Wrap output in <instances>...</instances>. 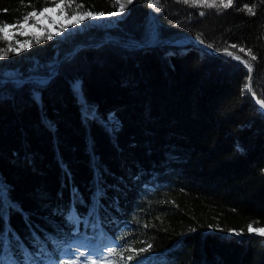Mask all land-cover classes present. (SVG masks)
<instances>
[{
	"label": "trees",
	"instance_id": "obj_1",
	"mask_svg": "<svg viewBox=\"0 0 264 264\" xmlns=\"http://www.w3.org/2000/svg\"><path fill=\"white\" fill-rule=\"evenodd\" d=\"M60 2L0 0V26ZM63 3L69 16L78 5L118 7ZM161 4L156 11L134 0L112 27L43 39L0 59V75L13 74L0 76V242L8 257L63 264L93 252L100 264H264V237L247 231L264 227V0L226 9ZM8 43L0 38V48ZM232 44L257 56L253 91L245 65L224 54ZM149 244L127 259L130 248Z\"/></svg>",
	"mask_w": 264,
	"mask_h": 264
},
{
	"label": "snow or ice",
	"instance_id": "obj_2",
	"mask_svg": "<svg viewBox=\"0 0 264 264\" xmlns=\"http://www.w3.org/2000/svg\"><path fill=\"white\" fill-rule=\"evenodd\" d=\"M134 2V0H116V3L118 4V12L112 13H105L103 11L96 12L91 10H83L80 11L79 9L82 8V5H78L76 10H73L71 15L69 16L67 12L64 10L65 5L63 3V0H61L60 3L56 4L55 8H49L44 7L41 11H32L24 15L22 22H17L16 24L10 25L8 23H3L2 26H0V34H2V39L5 41H9L7 48H0V59L6 58L9 52H15L19 53L21 51L26 50L27 48L32 47L33 42L36 44H40L43 39H52V36L55 34L53 31L54 26H58L60 31L66 30L68 26L75 27L77 25H80L84 20L88 19H100L107 16L112 15H119L120 13H123L128 5H131ZM183 3L185 4H191V5H203L204 7L209 8H228L232 6L233 0H183ZM71 6V0L68 5ZM149 7L153 8L156 11L162 10V4L161 0H149ZM57 9H60V15L64 16L67 20L66 24H61L60 21H57L56 19H53L51 16H48L46 14L55 12ZM249 13L254 14L253 7L247 8ZM200 15H204L203 12L200 13ZM29 20H32V23H29ZM45 21H50V23H46ZM30 28L34 31L27 32V31H21V29ZM12 32V35H9V32ZM25 35V36H32L33 39L20 41L18 39H15V35ZM199 38V37H198ZM15 40V46L11 41ZM203 43V40H201ZM208 47H212V45H208ZM229 48L231 49H238V52L229 51ZM238 53H245L247 57H250L249 59H244L239 55ZM224 54L226 56H229L236 61H241L248 71V77H247V85L246 90L253 91V85H252V72H253V64L252 61H255L257 59V56L253 54L251 49H246L244 47H239L236 44H232L230 46H225L224 48ZM41 83H46V81H41ZM255 95V93L253 92ZM34 98L39 100L40 95L39 93H34ZM260 106L264 108V99L259 100ZM235 231V230H230ZM247 231L249 233L255 232L256 234L260 235L261 237H264V227H253L252 224L247 225ZM237 235L240 234V232H236ZM3 233H0V236H2ZM152 247L151 244L147 246V248H130L128 251L135 253V256L128 255L127 259L129 261L135 259L137 256L142 254L145 251L150 250ZM109 254H116V248L110 247L108 248ZM91 256H97V254L89 253ZM99 255V254H98ZM0 264H22L21 261L13 259L8 257L7 252L4 250V246L2 242H0ZM23 264H37V262L31 258H25L23 261ZM63 264H72L71 261H64ZM87 264H97L96 260L88 261ZM136 264H143V262L139 259H137Z\"/></svg>",
	"mask_w": 264,
	"mask_h": 264
},
{
	"label": "rangeland",
	"instance_id": "obj_3",
	"mask_svg": "<svg viewBox=\"0 0 264 264\" xmlns=\"http://www.w3.org/2000/svg\"><path fill=\"white\" fill-rule=\"evenodd\" d=\"M56 7V6H55ZM53 7V8H55ZM127 9V8H126ZM123 13H120L119 15H112V16H105L103 18L100 19H88V20H84L80 25H77L75 27L72 26H68L66 28V30L64 31H60L58 26H54L53 31H54V35L52 36L53 41H58V40H63L66 39L68 37H71L72 35H75L83 30H86L87 28H109L112 27L113 25H115L119 20H121L124 15L126 14V10ZM115 12H118V7L117 10ZM114 12V13H115ZM48 16H51L53 19H56L57 21H60L61 24H66L67 20L65 19L64 16L60 15V9H57L55 12L52 13H48L46 14ZM46 23H50V21H45ZM21 31H27V32H32L34 31L33 29L30 28H25V29H21ZM9 35H12V32H9ZM33 38L32 36H25V35H19L16 34L15 35V39H18L20 41H25V40H29ZM14 46H15V40L12 41ZM50 65H54V63L52 62ZM0 76H13L12 73H2V75ZM261 109L264 111V109L261 107ZM254 235H258L255 232H252ZM260 236V235H258ZM92 254H95L92 252ZM91 260H96L97 264H100L99 262V258H97V256H85V257H78L76 256L74 259L70 260L72 262V264H87L88 261Z\"/></svg>",
	"mask_w": 264,
	"mask_h": 264
},
{
	"label": "water",
	"instance_id": "obj_4",
	"mask_svg": "<svg viewBox=\"0 0 264 264\" xmlns=\"http://www.w3.org/2000/svg\"><path fill=\"white\" fill-rule=\"evenodd\" d=\"M264 109V108H263Z\"/></svg>",
	"mask_w": 264,
	"mask_h": 264
}]
</instances>
